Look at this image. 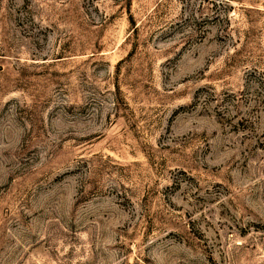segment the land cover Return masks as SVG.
I'll list each match as a JSON object with an SVG mask.
<instances>
[{
    "label": "rangeland",
    "instance_id": "obj_1",
    "mask_svg": "<svg viewBox=\"0 0 264 264\" xmlns=\"http://www.w3.org/2000/svg\"><path fill=\"white\" fill-rule=\"evenodd\" d=\"M0 264H264V0H0Z\"/></svg>",
    "mask_w": 264,
    "mask_h": 264
}]
</instances>
